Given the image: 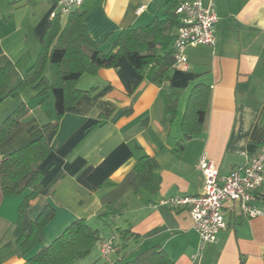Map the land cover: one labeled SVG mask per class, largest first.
Wrapping results in <instances>:
<instances>
[{
    "label": "crops",
    "instance_id": "1",
    "mask_svg": "<svg viewBox=\"0 0 264 264\" xmlns=\"http://www.w3.org/2000/svg\"><path fill=\"white\" fill-rule=\"evenodd\" d=\"M178 1L84 0L79 9L86 12L91 38L106 53L123 29L163 18ZM210 1L218 17L216 46H188L187 68L174 67L166 84L150 82L124 56L112 67L79 79L77 86L89 92L68 107L50 134L52 150L40 165L45 189L28 209L35 219L50 204L55 216L42 243L24 253L13 235L23 195H4L0 189V264H24L75 219L97 229L101 241L72 264H122L153 246L174 264H264V217H247L236 206L225 207L226 229L199 254L201 241L189 208L160 203L203 192L201 157L216 164L219 176H226L245 166L264 143V0L204 3ZM59 9L57 0H0V66L8 71L11 89L34 64L52 14ZM200 83L211 90L203 129L180 145L188 97ZM162 90L178 99L174 116L165 115ZM23 102L28 113L0 143V162L56 119L51 94L39 99L26 89L0 103V126ZM145 155L159 163L156 193L131 187L135 165ZM127 229L139 237L121 232ZM105 242L111 245L107 255L102 251Z\"/></svg>",
    "mask_w": 264,
    "mask_h": 264
},
{
    "label": "trees",
    "instance_id": "2",
    "mask_svg": "<svg viewBox=\"0 0 264 264\" xmlns=\"http://www.w3.org/2000/svg\"><path fill=\"white\" fill-rule=\"evenodd\" d=\"M180 1L170 7L163 18H155L140 27L123 29L104 53L85 25L86 12L79 8L64 16L57 12L52 17L42 38L41 50L34 64L22 81L10 88L8 71L0 66V103L6 97H17L24 90H33L34 96L43 99L51 94L56 119L41 126L34 139L12 151L0 162V189L4 195H23L13 226L15 241L24 253L38 247L43 240L46 226L53 220L55 210L47 204L32 219L28 209L32 200L44 192L40 180V165L52 150L50 134L58 129L60 119L68 107L89 91L77 86L84 74H95L100 68L112 67L121 56L126 57L134 69L152 83L163 85L170 81L175 63L174 30L179 27L175 9ZM210 87L196 84L188 97L181 122L182 138L191 139L203 129L210 100ZM165 115L174 116L178 99L165 90L161 92ZM28 113V106L21 103L0 126V143L8 139L21 125ZM161 175L159 163L153 156L145 155L135 165L131 182L134 191L144 188L151 193L159 191ZM130 237L139 235L130 229L122 230ZM101 241L99 231L84 219H75L50 244L41 247L24 264H72L86 258ZM122 264H174L172 258L160 247L153 246L139 252L135 258Z\"/></svg>",
    "mask_w": 264,
    "mask_h": 264
},
{
    "label": "built area",
    "instance_id": "3",
    "mask_svg": "<svg viewBox=\"0 0 264 264\" xmlns=\"http://www.w3.org/2000/svg\"><path fill=\"white\" fill-rule=\"evenodd\" d=\"M83 2L84 0H57L59 12L64 16L80 8ZM175 12L179 18V27L173 44L174 67L186 69L185 50L188 46H216L218 17L212 1L206 5L204 0H182ZM198 168L204 180L200 195L163 198L160 203L174 209L189 208L193 228L201 241L200 254L205 245L216 242L219 233L226 229L225 207L236 206L247 217H264V143L248 157L245 166L234 168L226 176H219L216 164L206 156L199 159ZM110 250L109 243H102L104 255Z\"/></svg>",
    "mask_w": 264,
    "mask_h": 264
},
{
    "label": "rangeland",
    "instance_id": "4",
    "mask_svg": "<svg viewBox=\"0 0 264 264\" xmlns=\"http://www.w3.org/2000/svg\"><path fill=\"white\" fill-rule=\"evenodd\" d=\"M19 96V95H18Z\"/></svg>",
    "mask_w": 264,
    "mask_h": 264
}]
</instances>
